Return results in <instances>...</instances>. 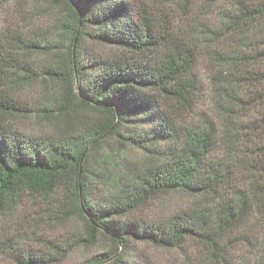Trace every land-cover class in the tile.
<instances>
[{"label": "trees", "instance_id": "obj_1", "mask_svg": "<svg viewBox=\"0 0 264 264\" xmlns=\"http://www.w3.org/2000/svg\"><path fill=\"white\" fill-rule=\"evenodd\" d=\"M161 2L190 23L196 11L211 21L174 37L150 6L136 21L127 0H59L63 18L0 36V264H64L99 236L112 250L82 264H152L139 245L189 244L212 264H230L236 246L247 264H264V0ZM86 42L128 58L100 56ZM199 58L210 90L201 112ZM47 80L58 85L48 103L11 94ZM37 116L47 132L8 126ZM179 193L194 202L154 221L136 217ZM29 202L34 228L75 218L86 235L38 238L42 252L19 224L7 236Z\"/></svg>", "mask_w": 264, "mask_h": 264}, {"label": "rangeland", "instance_id": "obj_2", "mask_svg": "<svg viewBox=\"0 0 264 264\" xmlns=\"http://www.w3.org/2000/svg\"><path fill=\"white\" fill-rule=\"evenodd\" d=\"M127 3L133 10V15L136 21L139 20L140 8H144L145 6L148 8L149 6L152 7L155 24L159 27V30L160 28L162 29V27H166L167 31L174 37L178 34L182 35V33L190 35V32L193 31V29L195 31L196 27L201 29L211 21V17H205L203 14L196 11V14L194 15L195 19L192 21L194 24L191 27L189 24L192 22L190 23L188 18L184 20L181 13L176 12L173 7L163 4L164 2H161V0H127ZM64 13V7L59 3V0H8L0 11V36L9 37L11 34L17 35L22 31L39 28L42 23L56 22L58 19L63 18ZM38 18H42V20H39ZM85 46L89 51L96 52L100 56L110 57L113 54H122L128 58L127 54L120 53L121 51L117 48L97 46L89 42H86ZM201 53L199 55L202 56ZM208 74L206 62L202 58H199L193 71V75L196 77V81L200 87L199 94L201 96L200 106L197 112L207 110L205 104L208 103L210 94ZM56 88H58L57 83L47 80L41 83L39 88H36V92H32V88H25L22 91H11V94L15 99L23 101L29 105L36 101L45 102V99L48 103L49 99H47L46 96L50 94L51 98L54 97L57 92ZM41 94H43V96ZM196 114L198 115V113ZM8 126L24 133L47 132L48 129L51 128L49 121H44L38 116L27 119L13 118L9 120ZM103 153L105 160L108 161L107 155L110 153V150L106 149ZM127 155L138 156L137 159L142 160L140 153L132 154L129 152ZM193 202V199L188 198L183 194H172L161 199V201L153 206L152 209L145 211L136 217L139 218V216H141L144 220L154 221L160 217H165V215H170L174 210L183 208L185 205L192 204ZM36 211L37 209L31 202L27 203L25 210L22 213H18V216L13 217L9 226V221H5L8 226L4 231L6 235L10 237L14 235L16 225L19 224V227L23 229L20 232L22 234L25 233V236L23 237L25 242L31 246L29 248H32V250L36 252H42L46 249L45 244L38 241V238L48 240L60 239L66 241L74 234L77 235L81 233L83 236L86 235L84 224L80 219L75 218H72L63 224L44 222L43 225H38L37 228H34V225L38 222V218L35 216ZM3 222L4 218L0 217V225H2ZM24 225L25 227H22ZM27 227H30V229H26ZM112 248L113 245L107 238L99 236L98 241L94 246L89 247V249L85 247L77 249L64 264H82L90 258L112 250ZM138 251L144 253L145 260L152 264H212L203 256L206 255V251L204 252L203 250H200L195 244H189L186 246L185 252L166 251L141 245L138 246ZM247 253L246 247L236 246L233 249L230 264H247V261H244L245 258L248 259L250 257L246 256Z\"/></svg>", "mask_w": 264, "mask_h": 264}]
</instances>
